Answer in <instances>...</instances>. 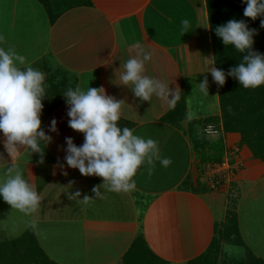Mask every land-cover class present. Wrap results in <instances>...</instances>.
<instances>
[{
    "label": "crops",
    "instance_id": "obj_1",
    "mask_svg": "<svg viewBox=\"0 0 264 264\" xmlns=\"http://www.w3.org/2000/svg\"><path fill=\"white\" fill-rule=\"evenodd\" d=\"M0 3L3 6V0ZM9 5L0 11V47L23 55L21 67L45 74L44 129L47 132L53 119L58 128L57 133H47L53 141L43 164L39 154L31 159L24 152L14 156L40 193L41 204L27 214L30 223L24 233L30 229L44 255L55 264H191L220 237L227 211L232 210L244 249L264 261L241 225L245 198L264 188V163L242 160L241 153L228 158L226 150L223 163L229 159L231 169L212 165L220 175H206L195 144L198 129L191 130L201 119L189 114L191 95L185 84L196 78L209 81L206 72L212 62L203 60L205 46L206 58H214L207 0H9ZM185 19L187 30L181 24ZM136 44L152 54L145 74L181 90L174 108L155 97L151 104L142 103L129 88L117 85L115 72L135 56ZM212 84L220 113L218 85ZM77 86H102L108 95L126 101L120 126L155 140L160 156L171 164L163 167L154 159L137 171L133 190L101 188L103 195L97 198L93 188L103 184L101 178L84 177L66 165L65 176L57 164L66 154L65 138L71 137L77 146L84 141L83 134L68 126L62 95ZM3 141L0 133V170L11 163ZM222 179L218 189L210 188V182ZM69 191L91 199L70 200Z\"/></svg>",
    "mask_w": 264,
    "mask_h": 264
},
{
    "label": "clouds",
    "instance_id": "obj_2",
    "mask_svg": "<svg viewBox=\"0 0 264 264\" xmlns=\"http://www.w3.org/2000/svg\"><path fill=\"white\" fill-rule=\"evenodd\" d=\"M243 15L255 21L264 18V0H243ZM187 30L189 21H181ZM264 27V19H261ZM244 20L231 19L216 26L215 35L226 49L231 47L240 54V62L227 72L215 66V58L209 70L213 81L223 87L228 77L236 80L245 89L264 86V54L254 51L257 35ZM135 56L121 62L116 70L115 80L119 86L129 88L139 101L152 103L153 98L164 101L174 108L180 99L181 90L172 89L170 83L145 74V65L152 60V54L142 45L136 44ZM25 64V57L14 49L0 47V133L4 137V148L11 157V163L0 174V198L12 209L25 214L35 212L41 204L40 193L23 171L14 162L17 153L24 152L28 157L39 154V163L44 157L53 137L48 132L57 133V121L53 119L47 132L42 124L43 101L47 98L45 74ZM119 73V75H117ZM204 94H209V82L205 78L196 85ZM67 105L68 126L83 134L84 141L77 146L71 137L65 138L66 149L63 162H57L67 176V168L78 170L84 177H99L103 184L94 187L96 198L101 197V188L112 192H127L135 188L134 177L144 166L152 165L154 159L163 167L171 164L169 158H162L157 142L134 134L135 130L121 127L124 100L107 94L101 86L87 90L68 88L62 94ZM0 159L3 156L0 155ZM4 160V159H3ZM70 200L80 199L87 203L91 198L79 191H69ZM32 226L35 227L34 221Z\"/></svg>",
    "mask_w": 264,
    "mask_h": 264
},
{
    "label": "trees",
    "instance_id": "obj_3",
    "mask_svg": "<svg viewBox=\"0 0 264 264\" xmlns=\"http://www.w3.org/2000/svg\"><path fill=\"white\" fill-rule=\"evenodd\" d=\"M244 7L243 0H207L215 65L225 72L240 62V54L231 47L225 48L215 35V28L231 19L244 20L251 29L257 31L258 34L254 37V51L264 54V27H261V19L264 18L253 21L244 17ZM218 95L221 115L207 118L203 127L214 125L219 131L223 129L224 133L239 132L242 134L243 143L251 148L254 158L264 163V86L257 89H245L236 80L228 77L223 87L218 86ZM47 115L48 112L42 114L43 126ZM194 126L192 125L191 130ZM195 144L201 151L202 165H221L227 154L226 150L229 151L223 138L220 137L210 143L208 149L198 140ZM223 229L220 231V237L215 239L207 253L191 264H264V261L244 249L235 211H227ZM226 246L240 247L245 250V253L237 258L229 255ZM0 264L55 263L44 255L33 233L28 231L17 240L0 243Z\"/></svg>",
    "mask_w": 264,
    "mask_h": 264
},
{
    "label": "rangeland",
    "instance_id": "obj_4",
    "mask_svg": "<svg viewBox=\"0 0 264 264\" xmlns=\"http://www.w3.org/2000/svg\"><path fill=\"white\" fill-rule=\"evenodd\" d=\"M4 3H2L3 6H1L0 3V11L5 12L9 9V0H3ZM206 43V42H205ZM205 57H203V60H207L208 53L206 52V46H205ZM209 76V75H208ZM207 78V77H206ZM204 79L196 78V81L194 83H186L185 88L187 89L188 95H191V99H189V114L195 119H201L200 122H198L197 125L193 127L192 130L198 129V132L196 133V140L203 142L204 146L208 149L209 144L218 140L219 137L223 138L225 145L228 151V158L234 157V155H240L242 160L248 159V158H254L253 152L249 145L244 144L242 140V134L239 132L236 133H224L223 129H221L220 134L216 136H208L204 133L203 125L206 122L205 117L207 114H209L210 117H216L220 116L221 112L218 111V103L215 99L216 93L214 89V85L212 84L213 79L211 76H209V94L202 93L197 84L202 82ZM212 84V85H211ZM206 96L208 98H206ZM216 101V102H215ZM220 114V115H218ZM28 157V156H27ZM229 160V159H228ZM2 169L0 170V174H2ZM231 188V197L233 198V192ZM232 201V200H231ZM0 240H8V241H0V243L5 242H11L14 240H17L18 236L23 234L27 228V224L30 223V217L29 215L19 211L12 209L10 205H7L6 202L3 201L2 198H0ZM235 204L233 202H230L229 207L230 209H233ZM242 219H241V225L243 226V230L245 232V235L249 233L252 241L255 242L256 248L262 252H259V256L264 258V188L263 185L256 188L255 192L250 195H248L244 200V208L241 212ZM17 225V226H15ZM30 231V229H27ZM27 231V232H28ZM11 239V240H9ZM227 252H229V255H234L237 258H240V255L245 253V250H243L240 247H231L226 246ZM258 252V251H257ZM224 257V255H223ZM28 263V262H27Z\"/></svg>",
    "mask_w": 264,
    "mask_h": 264
},
{
    "label": "built area",
    "instance_id": "obj_5",
    "mask_svg": "<svg viewBox=\"0 0 264 264\" xmlns=\"http://www.w3.org/2000/svg\"><path fill=\"white\" fill-rule=\"evenodd\" d=\"M204 133L208 136H216V135H219L220 134V131L217 129L216 126L214 125H208L204 128ZM229 160H226L222 165H220L219 167H224V166H227V170L229 171L231 168L229 166ZM215 166H212V165H206L204 167V172L206 175H220L217 171V169L215 170L214 168ZM223 178V177H222ZM224 181V179L222 180H218V181H215V182H210V188L212 190H216L219 188V186L221 185V183Z\"/></svg>",
    "mask_w": 264,
    "mask_h": 264
}]
</instances>
